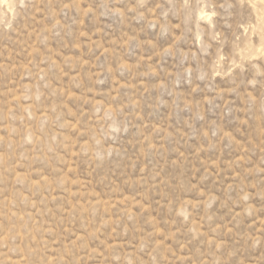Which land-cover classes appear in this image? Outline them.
<instances>
[{
	"label": "rangeland",
	"instance_id": "374dc122",
	"mask_svg": "<svg viewBox=\"0 0 264 264\" xmlns=\"http://www.w3.org/2000/svg\"><path fill=\"white\" fill-rule=\"evenodd\" d=\"M0 264H264V0H0Z\"/></svg>",
	"mask_w": 264,
	"mask_h": 264
},
{
	"label": "bare ground",
	"instance_id": "6f19581e",
	"mask_svg": "<svg viewBox=\"0 0 264 264\" xmlns=\"http://www.w3.org/2000/svg\"><path fill=\"white\" fill-rule=\"evenodd\" d=\"M208 17V16H207Z\"/></svg>",
	"mask_w": 264,
	"mask_h": 264
}]
</instances>
